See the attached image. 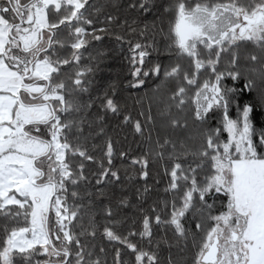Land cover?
Instances as JSON below:
<instances>
[{"label":"snow or ice","instance_id":"1","mask_svg":"<svg viewBox=\"0 0 264 264\" xmlns=\"http://www.w3.org/2000/svg\"><path fill=\"white\" fill-rule=\"evenodd\" d=\"M0 264H264V0H0Z\"/></svg>","mask_w":264,"mask_h":264},{"label":"trees","instance_id":"2","mask_svg":"<svg viewBox=\"0 0 264 264\" xmlns=\"http://www.w3.org/2000/svg\"><path fill=\"white\" fill-rule=\"evenodd\" d=\"M119 64H120V62L118 60L117 61H114L113 62L114 68L118 69L119 68Z\"/></svg>","mask_w":264,"mask_h":264}]
</instances>
